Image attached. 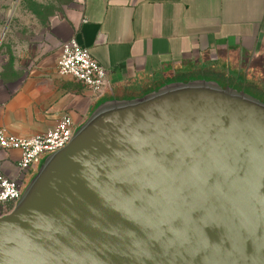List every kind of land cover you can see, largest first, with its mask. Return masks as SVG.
<instances>
[{
  "label": "water",
  "instance_id": "1",
  "mask_svg": "<svg viewBox=\"0 0 264 264\" xmlns=\"http://www.w3.org/2000/svg\"><path fill=\"white\" fill-rule=\"evenodd\" d=\"M0 264H264V99L202 77L100 100L0 216Z\"/></svg>",
  "mask_w": 264,
  "mask_h": 264
},
{
  "label": "crops",
  "instance_id": "2",
  "mask_svg": "<svg viewBox=\"0 0 264 264\" xmlns=\"http://www.w3.org/2000/svg\"><path fill=\"white\" fill-rule=\"evenodd\" d=\"M57 1L47 52L0 68V128L9 135L42 134L63 114L78 126L100 100L199 75L238 82L264 99V0ZM69 39L106 70L101 96L56 74ZM17 158L0 149V175L15 179Z\"/></svg>",
  "mask_w": 264,
  "mask_h": 264
},
{
  "label": "built area",
  "instance_id": "3",
  "mask_svg": "<svg viewBox=\"0 0 264 264\" xmlns=\"http://www.w3.org/2000/svg\"><path fill=\"white\" fill-rule=\"evenodd\" d=\"M55 70L58 76L78 82L97 97L107 89L106 70L75 39L61 44ZM75 128L67 114L59 118L53 129L28 137L12 136L0 128V149L18 153L15 163L17 177L10 179L0 175V216L8 213L19 199L29 171L33 169L35 172L43 157L63 148Z\"/></svg>",
  "mask_w": 264,
  "mask_h": 264
},
{
  "label": "rangeland",
  "instance_id": "4",
  "mask_svg": "<svg viewBox=\"0 0 264 264\" xmlns=\"http://www.w3.org/2000/svg\"><path fill=\"white\" fill-rule=\"evenodd\" d=\"M59 9L57 0H0V68L27 66L31 56L47 52Z\"/></svg>",
  "mask_w": 264,
  "mask_h": 264
},
{
  "label": "flooded vegetation",
  "instance_id": "5",
  "mask_svg": "<svg viewBox=\"0 0 264 264\" xmlns=\"http://www.w3.org/2000/svg\"><path fill=\"white\" fill-rule=\"evenodd\" d=\"M223 83H225L224 81H222ZM228 85H232V87H235V88H240V89H247L245 86H242L240 83H238V82H235V81H229L228 83H227ZM247 92H250V91H247ZM251 93V92H250ZM33 172V169H31L30 171H29V174H28V177H31L30 175H31V173ZM30 179V178H29Z\"/></svg>",
  "mask_w": 264,
  "mask_h": 264
},
{
  "label": "trees",
  "instance_id": "6",
  "mask_svg": "<svg viewBox=\"0 0 264 264\" xmlns=\"http://www.w3.org/2000/svg\"><path fill=\"white\" fill-rule=\"evenodd\" d=\"M201 77H202V75L197 76V78H201ZM165 83H166V82L160 84L159 86H162V85H164ZM159 86H158V87H159ZM231 86H232V85H231ZM242 86H243V85H242ZM239 89H240V88H239ZM241 90L246 91V92H247V91H251V90L248 89V88H247V89H241ZM143 94H144V93H143ZM143 94H142V95H143ZM33 173H34V172H32L30 176H32ZM29 178H30V177L27 178V181L29 180ZM27 181H26V183H27ZM26 183H25V184H26Z\"/></svg>",
  "mask_w": 264,
  "mask_h": 264
}]
</instances>
